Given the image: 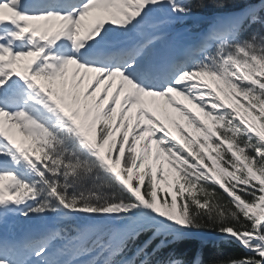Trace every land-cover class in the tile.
Instances as JSON below:
<instances>
[{"label":"snow or ice","instance_id":"obj_1","mask_svg":"<svg viewBox=\"0 0 264 264\" xmlns=\"http://www.w3.org/2000/svg\"><path fill=\"white\" fill-rule=\"evenodd\" d=\"M0 264H264V0H0Z\"/></svg>","mask_w":264,"mask_h":264},{"label":"trees","instance_id":"obj_2","mask_svg":"<svg viewBox=\"0 0 264 264\" xmlns=\"http://www.w3.org/2000/svg\"><path fill=\"white\" fill-rule=\"evenodd\" d=\"M195 248H196V244L189 243V244L181 245L180 251L187 252L189 255H191L192 252L195 250ZM242 253H243V250L241 248H239L238 246H236L235 244H233L230 247H225V249H224V255L225 256L240 255Z\"/></svg>","mask_w":264,"mask_h":264}]
</instances>
